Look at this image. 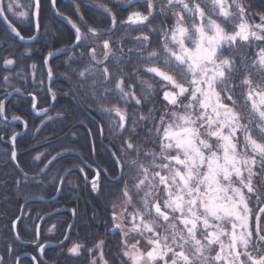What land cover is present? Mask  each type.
Returning a JSON list of instances; mask_svg holds the SVG:
<instances>
[{
	"label": "snow or ice",
	"instance_id": "6c2138e0",
	"mask_svg": "<svg viewBox=\"0 0 264 264\" xmlns=\"http://www.w3.org/2000/svg\"><path fill=\"white\" fill-rule=\"evenodd\" d=\"M75 3L78 18L73 19L59 10L58 0H49L57 27L43 24V0H0V21L14 37L13 46L25 41L18 21H27L30 41L44 30L46 55L30 73H17L25 83L31 76L32 112L46 116L50 110L38 108L47 102L38 101L44 90L53 102L70 95L105 118L96 123L100 139L108 129L111 164L95 162L99 154L93 149L94 162L80 172L85 181L91 174L97 195L105 192L104 180L110 185L104 199L112 227L104 237L113 235L116 245L96 235L81 238L91 221L78 227L72 209L71 223L57 220L47 229L55 233V244L40 242L42 224L31 223L23 233L39 253L33 261L49 264L46 249L52 247L60 251L50 264H62L60 256L84 258L82 264H264V0H125L119 9L127 11L124 18L101 0L96 7L103 19L90 23L79 14L81 0ZM154 36H159L155 45ZM0 49L8 51L3 43ZM62 55L67 92L52 87L60 77L51 60ZM24 56L32 58L30 48ZM3 64L16 61L4 58ZM142 74L150 79L137 83ZM11 80L3 77L0 88H14ZM11 94L5 91L0 99V119H6L4 101ZM49 122L51 117L42 119L33 135ZM85 127L95 139L93 127ZM18 135L10 138V155L0 158L23 177L24 185L15 183L25 200L45 202L42 193L49 186L63 192L72 175L69 166L49 173L68 149L50 148L54 141L46 136L22 166ZM25 187L36 194L23 192ZM61 214L55 209L35 219L46 223ZM17 220L22 217L10 221V231L21 239ZM6 250L11 256V245ZM0 264H7L4 256Z\"/></svg>",
	"mask_w": 264,
	"mask_h": 264
},
{
	"label": "trees",
	"instance_id": "16d2710c",
	"mask_svg": "<svg viewBox=\"0 0 264 264\" xmlns=\"http://www.w3.org/2000/svg\"><path fill=\"white\" fill-rule=\"evenodd\" d=\"M79 8L81 9L83 8V6H80ZM43 10L45 12L44 18H46V20H43V24L45 26L53 25V23L57 25L56 20L52 18L50 10H49V0H43L42 11ZM63 12L67 14V11H63ZM119 16H120V13H119ZM22 26H23L22 23H20V30L23 35L24 27ZM58 26L59 25H57V27ZM43 33H44V30L42 29L40 33V38L37 41H35L33 44L23 45L17 42V44L13 46L12 45L13 39L7 34V32L5 31V29L0 23V43H3L4 48L8 49L7 53L4 51V49H0V80H2L3 77L7 75L12 76L16 72L17 73L22 72V70L25 73H27L30 70L28 67L29 64L37 63L38 61H41L43 59L44 54H39V53L38 55L36 54L38 52L37 49H39L40 51L49 50L46 47L47 42L45 41ZM27 48L31 49L32 58H26L22 56L23 51H26ZM4 57H10L17 61L11 70L3 69L2 63H3ZM64 59H66V56L62 55L60 56L59 59H56V58L52 59L51 63L55 65H63L62 61ZM62 70L63 68L61 69L59 67V70H57L58 76L60 75ZM37 73H36L37 74L36 77L38 80L40 77V72H37ZM11 83L14 85V88H19L24 93H28V89L32 87L31 84H29L28 82H27V86H23L24 82L22 80H19L18 78H12ZM62 85L63 84H61L60 82H55L52 85V87L54 90L57 88L62 89L63 88ZM14 88L8 87L9 90H14ZM60 97L61 99H64L67 96L60 95ZM41 100L47 101V95L44 90H41L39 92L38 101H41ZM46 103L47 102L38 103V108H41V106L44 107ZM28 108H29V102L26 99H23L19 96H13L7 103V108H6V116H10L9 112H12L14 115L19 116L25 121H27V129H28L27 133L25 134V136L18 138L16 141V143L19 145L18 152H19V162L20 163L21 162L23 163V160H25L23 158L25 156H28L29 153L31 152V151H26L24 149L30 147L32 144L33 145L37 143H39V145L44 144L45 137L47 136L48 138L54 141V143L50 145L49 147L50 148L54 147L56 144L65 142L64 139L67 136H64L63 138H60V139H58V137L64 134L65 132H67V130L75 131L78 134L80 133V131L83 130V126H81L80 124L77 125L76 124L77 122L84 124V125L89 123L87 120L88 117L85 118L83 116V113L81 112L79 107H77L76 105L72 107L71 105L70 110H65V112L63 110H60L65 113L63 117L57 120H53L54 122H49L47 125V128H45L42 132L38 133L35 139L31 140L29 138V132H31L38 125V123H40L41 120L30 118ZM87 125L92 127L90 123ZM19 129H20V124L4 125L0 122V137H4V139H0V146L2 148L3 147L7 148V145L6 143H4V140H7L9 137L13 135V133H9V132L15 131L14 133H16L17 130ZM93 129L97 133V129L94 127ZM53 133H55V135H53ZM93 144L95 146V142H93ZM70 148L72 149L77 148L79 150H82L81 148L77 147L76 144H72ZM42 149L44 148L40 147L38 150H42ZM105 152H106V156L104 154L98 155V157H96L95 159L98 162H100L101 160L104 162H108L110 166L111 162L109 161L107 150H105ZM88 153H90V151H88ZM89 159H92L91 154H89ZM74 160H75L74 156H67V157H64V159L61 161L66 162V163H72ZM61 161H59L58 163H60ZM0 163H2V160H0ZM1 165H0V255L4 256L5 260L7 261V264H13L15 260V256L17 255V253H19V251L21 250V247L13 241L12 234L10 231V221L14 220L18 216L21 202L24 199V195L22 194L21 190L17 189L16 183H15L16 180L19 179L20 184H21V180L23 179L15 171V169L11 170L13 167L10 170H8L9 173L4 172V169L7 167V165L9 166V163H7L4 166H1ZM70 176H74V172H72V175ZM103 183L105 186V192H103L101 195H97L91 192L90 186H86L87 188L85 190V186L83 184H77L78 190H79L78 193H75L73 191L70 192L64 189V191L61 192L59 198L55 202H50V203H45V204L44 203H34L35 205L31 209L35 211L37 215L43 214L45 213V211L54 209L55 207H68L71 209H76L77 211L76 223L78 227L83 221H88V220L91 221V227L89 228L87 233L81 232V238L89 234L96 235L98 238L103 237L107 239L110 243V246L115 247L116 238L113 235L104 237V234L102 232V229H108L112 227L111 223H106V221L110 220V215L106 211L105 205L107 201L104 199V196L107 194V188L110 187V185L108 184L107 180H104ZM49 189L50 190H48L47 192L45 191L46 193L45 195H43L44 197L51 196L50 194H53L52 188H49ZM29 194L34 196V194H31V193ZM110 207L111 206L109 205V209ZM38 209H43V211H40L38 213L37 211ZM93 216H96L97 218L92 219ZM69 219H70V215L68 213H62L60 216H57V220L61 222L65 220L69 222ZM19 225H23V222H20ZM57 227H59V225H57ZM74 234H75V231H73V235ZM7 245H11V248L13 250L11 256H9L7 253V250H6ZM59 250H60L59 248L47 249L45 257L51 261L52 259L56 258L54 254ZM58 259L62 262V264H82L84 258H81L80 260H75L70 257L60 256ZM20 264H30V263H29V260L25 258L21 260Z\"/></svg>",
	"mask_w": 264,
	"mask_h": 264
},
{
	"label": "rangeland",
	"instance_id": "374dc122",
	"mask_svg": "<svg viewBox=\"0 0 264 264\" xmlns=\"http://www.w3.org/2000/svg\"><path fill=\"white\" fill-rule=\"evenodd\" d=\"M7 2V0H5V3ZM101 2V0H91V3H100ZM105 3H107V5L108 6H110V5H118L119 7H121L120 9H123L124 7H125V0H111V2H108V0H105ZM134 3H135V0H134ZM132 10H135V9H132ZM50 13H51V11H50ZM92 14L94 15V16H96V15H98V14H96L95 15V13H93L92 12ZM127 11H120V16H121V18H124V17H126L127 16ZM44 15H45V12H44V10L42 11V17H43V20H46V18H44ZM51 16H52V14H51ZM93 21V20H92ZM20 23H22V27H26V25H27V21H23V22H19L18 21V24H20ZM53 25H55V23H53ZM57 26V25H56ZM23 28V29H24ZM119 31V30H118ZM8 34V33H7ZM9 35V34H8ZM33 35V33H32V31H28V30H24V32H23V36L25 37V38H28V37H30V36H32ZM132 35L134 36V35H137V33H132ZM129 39H131V37H129ZM153 42H154V45H155V43L157 42V40L159 39V36H154L153 38ZM62 45H60L59 43L56 45V47H61ZM38 50V52L36 53L37 55H38V53L39 54H44V55H46V53H47V51H40L39 49H37ZM24 53H25V51H23V54H22V56H24ZM34 53V54H35ZM145 55H147V53H145ZM34 56V55H33ZM24 57H26V56H24ZM4 58H9V59H12V58H10V57H4ZM3 58V59H4ZM27 58V57H26ZM15 60V59H14ZM16 61V60H15ZM42 61V60H41ZM17 62V61H16ZM33 63H31V64H29V72H27V73H30L31 72V65H32ZM2 67H3V69H5V70H11L12 68H13V66H8V67H5L4 66V64L2 63ZM141 70H143V66H141ZM18 73H21V72H18ZM23 73H25L24 71H23ZM38 74V73H37ZM36 74V75H37ZM57 74V76H58V73H56ZM7 76H10V75H7ZM10 77H12V78H17V72L16 73H14L12 76H10ZM19 80H22L24 83H23V86H27V82L29 83V84H31V86H32V79H31V76L29 75V80L27 79V82L25 83V80H24V75L23 74H21L20 76H19V78H18ZM150 79V77H149V75H147V74H142L139 78H138V80H137V83H142L143 81H145V80H149ZM131 82V81H130ZM11 85H13L12 83H11ZM14 86V85H13ZM10 88H12V87H10ZM3 90V89H2ZM29 90L30 91H32V92H34V89H33V87H30L29 88ZM54 90V89H53ZM41 91V90H40ZM39 91V92H40ZM62 91H64V92H67L68 91V89H62ZM0 92H1V90H0ZM26 94V93H25ZM50 101H51V98L49 97V96H47V103H46V105L43 107V106H41V108H39V109H45L46 107H48L49 106V104H50ZM31 103L32 102H30L29 101V106H30V108H31ZM55 104L56 105H54L55 107H53V109L51 110V111H49L48 113H47V115L46 116H43V117H36L34 114H31V113H29V115H30V118H33V119H40V120H45V121H47L48 120V117H51L52 118V120H57V119H59V118H61V117H63L64 115H65V110H70V108H71V105H72V107L74 106V105H76L77 107H80L77 103H75L74 101H73V99H72V97L69 95V96H67L66 98H64V99H61V97L60 96H58V101H56L55 102ZM85 111H86V114L89 116H87L86 115V117H88V122L92 125V127H94V128H96L97 129V133H96V136H95V139H93V137H92V141L93 142H95V146H94V144L93 145H88L89 146V148H88V150L90 151V152H93V149H95L96 150V152H98V154L99 155H105L106 156V152H105V150H106V148H104V146L103 145H101V144H105L106 146H108L110 143H111V140H110V138H109V135H108V129H107V127H105V131H104V136H103V139H102V142L100 141V138H99V127H100V125L99 124H97L96 122L97 121H102V120H104L105 118L104 117H101L100 115H98L96 112H94V111H91L90 109H87L86 107H82ZM57 110V111H56ZM60 110H63V111H60ZM58 113H60V115L58 116L57 114ZM9 115L10 116H6V118L7 119H11L12 117H13V113L12 112H9ZM11 117V118H10ZM89 123H87V124H89ZM41 124V121H40V123H38V125L31 131V132H29V138L31 139V140H33V139H35V137L37 136V135H33V132H35V130H36V128L39 126ZM77 125H81L82 126V124L81 123H79V122H77L76 123ZM86 124V125H87ZM22 129V126L20 125V129L19 130H17V132H19L20 130ZM87 129V128H86ZM28 131V130H27ZM27 131H26V133H27ZM68 131V130H67ZM15 131H12V132H9V133H14ZM69 132V131H68ZM25 133V134H26ZM78 133H76L75 131H70L68 134H67V137L64 139V141L65 142H63V143H59V144H56L55 146H54V148H56V150L57 151H60L61 149H62V147L63 148H67V149H70V147L72 146V144H74L73 142H76V141H78V139L80 140V135H77ZM25 136V135H24ZM10 138V137H9ZM9 138L7 139V140H4V143H6V145H7V148H5V147H1L0 146V157H2L5 153H7L8 155H10V150H9V147H8V140H9ZM87 139V138H86ZM30 141V140H29ZM37 145H39V143H37V144H32L30 147H28V148H26V149H24V150H26V151H31L30 153H29V155L28 156H25L23 159H25V160H23V163L21 162V165H23L25 162H28V161H30V159H31V157L32 156H35L36 155V152L35 151H32V149L35 147V146H37ZM45 149H42V150H38V151H44ZM55 153L53 152L52 153V155H54ZM0 160H2V163H0V165L1 166H4V165H6L7 163H8V160L7 159H4V158H0ZM66 165H68V164H66V162H60V163H57V164H55L54 166H53V168H52V171L49 173V175H55L56 174V171H57V169H59L61 166H66ZM10 166V167H9ZM9 166L7 165V167L4 169V172L5 173H9V171L8 170H10L13 166L9 163ZM14 169V167L11 169V170H13ZM16 171V170H15ZM24 171L25 172H28L29 174H31V171L28 169V168H24ZM23 179V178H22ZM74 176H68V181H71L72 183L71 184H69L68 183V181H65V184H64V189L65 190H68V191H70V192H75V193H78V186H77V183L76 182H74ZM24 183H25V181H24V179L23 180H21V185H24ZM57 183H58V181H57ZM49 188H52L51 186H49L48 187V189L46 190V192L48 191V190H50ZM24 190V192H29V193H31V194H36L35 192H34V190H31V189H29V188H24L23 189ZM52 190H53V192L55 193V189L54 188H52ZM91 190V189H90ZM67 191V192H68ZM46 192H44V194L42 193V195H45V193ZM92 192V191H91ZM54 193L53 194H50L51 196H47V198H51L53 195H54ZM94 193V192H93ZM30 195V194H29ZM30 196H33V195H30ZM43 198H46V197H44L43 196ZM25 200V198L22 200V202ZM21 202V203H22ZM34 203H30V204H28L27 206H26V208H25V210H24V213H23V217H24V219H23V222H24V224H28V225H30L31 223H35L37 220L35 219V217L37 216V213L35 212V211H33L31 208L32 207H34ZM254 206V205H253ZM57 221V218H53V219H50V220H48L46 223H44V225H43V232H44V234H45V236H48V235H50V233H48L47 232V229L49 228V227H51L52 226V224L53 223H55ZM74 236H75V234H74ZM49 242H51V241H49ZM60 251V250H59ZM59 251H57V252H59ZM51 255V254H50ZM15 263V260H14V262H13V264Z\"/></svg>",
	"mask_w": 264,
	"mask_h": 264
},
{
	"label": "flooded vegetation",
	"instance_id": "af4514ba",
	"mask_svg": "<svg viewBox=\"0 0 264 264\" xmlns=\"http://www.w3.org/2000/svg\"><path fill=\"white\" fill-rule=\"evenodd\" d=\"M58 3H59V10L61 11V12H63V11H67V14L66 15H69L70 17H72L73 19H76V18H78V13H77V10H76V8H77V6H76V3H75V0H58ZM96 5H98V3L96 4V3H91V0H81V4H80V6H83V8H79V14H82L85 18H86V20L90 23L92 20H101V19H103V16H102V14H101V12L98 10V8L96 7ZM108 6V5H107ZM64 7H65V9H64ZM108 7H110V8H113L112 7V5H110V6H108ZM121 7H119V8H113V11H115L116 13H117V15L119 16V13H120V11L121 10H119ZM92 12L93 13H95V15L96 14H98V15H96V16H94L93 14H92ZM64 13V12H63ZM67 55H72V53H68ZM54 59V58H53ZM59 67L62 69L63 68V65H59ZM58 77H60L59 79H57L55 82H60L61 84H63L62 85V89H69V81H67L66 79H64L63 77H61L60 75L58 76ZM3 89V90H2ZM61 89V90H62ZM0 90H1V92H0V99H3V93L5 92V91H7V92H9L10 90L8 89V87L7 88H0ZM28 93H33L34 94V92H32V91H30L29 89H28ZM28 93H26V94H28ZM23 99H26V98H23ZM28 102L30 101V102H32V100L31 99H26ZM9 102V101H8ZM7 102V103H8ZM7 103H6V105H7ZM56 105V104H55ZM55 107V106H54ZM79 109L81 110V112L83 113V116L86 118V111L80 106L79 107ZM28 110H29V113H31V114H33L32 112H31V108H30V106H29V108H28ZM88 116V115H87ZM89 117V116H88ZM82 126H83V130L82 131H80V133L79 134H77V135H80L79 137H80V140L78 139V141H76V142H73L74 144H76L77 145V147H79V148H81L82 150H79V149H77V148H75V149H72V148H70V149H68V150H74V151H76L77 153H79V155H80V157H78V156H76V155H71V156H74L75 157V160L72 162V163H66V164H68V165H66V166H69V168H71V167H78V168H80V167H87V164H92L93 162H94V160H93V157H92V159H89V154H91V156H92V152H90V153H88V148H89V146L90 145H93V141H92V136H89L88 134H87V129H86V127H85V125L84 124H82ZM28 130V129H27ZM70 131V130H69ZM67 134H68V131L67 132H65L64 134H62V135H60L59 137H58V139H60V138H63L64 136H67ZM25 135V134H24ZM87 138V139H86ZM100 138V137H99ZM100 141L102 142V139H100ZM89 145V146H88ZM103 146H104V148H107V146L105 145V144H102ZM86 162V163H85ZM95 162H98L96 159H95ZM72 172H74V182H76L77 184H83L84 186H85V190H86V186H90V183H89V181H90V179H91V174L89 173L88 175H89V181H85L84 179H83V176L85 175L84 173H81L80 172V170H72L71 171V173ZM80 177V179H77V177ZM59 183V182H58ZM56 192V191H55ZM54 193V192H53ZM55 194V193H54ZM60 194H61V192H60ZM60 194H59V196H60ZM59 196H58V198H59ZM47 198V197H46ZM57 198V199H58ZM56 199V200H57ZM55 200V201H56ZM55 201H53V202H55ZM50 203V202H49ZM45 204V203H44ZM59 208H68V207H55L54 209H50V210H47V211H45V212H51V211H53V210H55V209H59ZM69 209H71V208H69ZM72 210V209H71ZM62 213H68L69 215H70V219H69V223H70V221H71V214H70V212H62ZM44 215V213L43 214H40V216H43ZM53 218H57V216H51L48 220H50V219H53ZM16 219V218H15ZM14 219V220H15ZM23 219H24V217L22 216V222H23ZM21 221L19 220L18 221V225H19V223H20ZM37 222H38V220L35 222L36 224H37ZM45 222H43L42 223V229H43V224H44ZM30 230V225H28V224H24V222H23V225H19V229H18V231L21 233V234H23L25 231H29ZM105 230L106 229H102V232H103V234L105 233ZM11 234H12V231H11ZM55 233H51L50 235H48V236H45V234H44V232H43V236L45 237L44 239H41V243H44V244H46V243H56V239H55V235H54ZM12 238H13V236H12ZM62 238V237H61ZM21 240L23 241V242H25V243H30V244H32L30 241H29V239H28V237H26V236H24V235H21ZM52 240V241H51ZM13 241H14V239H13ZM49 241H51V242H49ZM15 242V241H14ZM16 244H18L17 242H15ZM20 247H21V250L19 251V253H17V255L15 256V263H16V260H17V257H19L20 255H23V254H28L29 256L27 257V256H25V257H22L21 259H20V261H19V263L18 264H20V262H21V260L22 259H28L29 260V263L30 264H34V261H33V256L34 255H38L39 253L37 252V250H36V248H35V246H23V245H20V244H18ZM47 249H51V248H47ZM46 249V250H47ZM55 249V248H54ZM1 256V255H0ZM45 260L46 261H49V263H50V260H48V258H46L45 257ZM14 263V264H15Z\"/></svg>",
	"mask_w": 264,
	"mask_h": 264
},
{
	"label": "water",
	"instance_id": "95a60500",
	"mask_svg": "<svg viewBox=\"0 0 264 264\" xmlns=\"http://www.w3.org/2000/svg\"><path fill=\"white\" fill-rule=\"evenodd\" d=\"M51 14H52V13H51ZM0 23H1V25L3 26V28L5 29V31L9 34V36H10L12 39H14V37L12 36L10 30L7 28V25H6L3 21H0ZM18 43L23 44V45H29V44H33L34 42L28 40L27 38H25V41H24V42H18ZM9 92H11L12 94L7 98V100L4 101L5 104H6V103H7V102H8L13 96H19V97H21L20 94L17 93L15 90H11V91H9ZM21 92H22V91H21ZM21 98H26V99H31V100H32L31 96H30V95H27V94H25V95H24L23 97H21ZM53 104L55 105V102H53V101L51 100L49 106L46 107L45 109H50L49 111H51V110L53 109V107H50V105H53ZM49 111H48V112H49ZM31 112H32V111H31ZM32 113H33L36 117H43V116H37L35 112H32ZM0 122H1L2 124H4V125L20 124V125L22 126V129H21L19 132H16V133L19 134V135L17 136V139L20 138V137H22V136H24V134H25L26 131H27V128H25V126H24V122H25V121H24L23 119L13 120L12 118H11V119H7V118H6V119H0ZM11 137H12V136H11ZM11 137H10V138H11ZM10 138H9V140H8V147H9V150H10V153H11V151H12V149H13V143H12V141H11ZM54 155H55V154H54ZM71 155H76V156L80 157L79 153H77V152L74 151V150H68V151H66V152L64 153V157L71 156ZM80 158H81V157H80ZM8 163H10V164L12 165L11 162L8 161ZM12 166H13V165H12ZM69 170H70V171H72V170H80V168H78V167H71V168H69ZM16 172H17V171H16ZM17 173H18V172H17ZM18 174H19V173H18ZM19 175H20V174H19ZM29 175H31V174H29ZM22 178H23V177H22ZM59 194H60V192H57V191H56L55 194H54L51 198H43L44 201H45V202H43V203H49V202H53V201H55V200L58 198ZM30 203H42V202H40V201H38V200H35V199H30V200H28V201L24 200V201L21 203V205H20L18 216H20V217L23 216V213H24V210H25L26 206H27L28 204H30ZM59 209H61L62 212H70V214H71V221H70V223H71V222H72V210L69 209V208H59ZM18 221H19V220H17V223H18ZM42 223H43V222H42V221H39V220H38V222H37V224H42ZM15 235H16V233L12 231L13 239H14V241L17 242L18 244L23 245V246H34L33 244L23 242L21 239H15ZM47 244H54V243H46V245H47ZM49 248H52V247H49ZM38 255H39V254H38ZM25 256L28 257L29 255H28V254L20 255V256H19V260H16V263H15V264H18L19 261H20V259H21L22 257H25ZM34 264H36V262H34ZM49 264H50V263H49Z\"/></svg>",
	"mask_w": 264,
	"mask_h": 264
}]
</instances>
